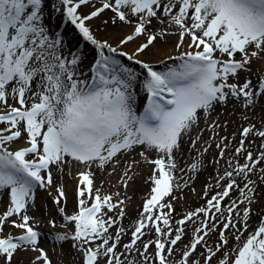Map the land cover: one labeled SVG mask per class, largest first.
Instances as JSON below:
<instances>
[{
  "label": "snow or ice",
  "instance_id": "1",
  "mask_svg": "<svg viewBox=\"0 0 264 264\" xmlns=\"http://www.w3.org/2000/svg\"><path fill=\"white\" fill-rule=\"evenodd\" d=\"M94 21L96 31H128L113 44ZM172 36L171 66L140 59ZM81 41L95 52L87 68ZM237 109L235 131L221 135ZM186 144L195 153L187 168ZM142 164L150 190L129 227L127 189ZM205 164L204 203L185 208V190L195 193L188 173ZM53 169L77 180L73 214ZM97 173H119L123 198L102 195ZM38 189L71 225L51 239L80 264H264V207L254 209L264 189V0H0V264H24L16 258L29 252L28 264H52L29 214Z\"/></svg>",
  "mask_w": 264,
  "mask_h": 264
},
{
  "label": "rangeland",
  "instance_id": "2",
  "mask_svg": "<svg viewBox=\"0 0 264 264\" xmlns=\"http://www.w3.org/2000/svg\"><path fill=\"white\" fill-rule=\"evenodd\" d=\"M93 26H95V24H93ZM94 28V27H93ZM71 29V27L68 28V30ZM64 29L61 28V31H63ZM94 31H96L95 29H93ZM128 29H119V35H123L125 32H127ZM96 36L98 39L101 40H108L110 43L115 44V42H112L110 39L104 38L105 34H102V32H97L96 31ZM174 40L177 39L176 36H173ZM142 42V38L141 40L136 41V43H130L129 45L135 46L136 44H138L139 42ZM158 49V51H155L156 54H153V52H149L148 54H146L145 56H142L140 58H144V57H157L158 53H160V48H156ZM80 50L84 53L85 55V60H84V67L87 68L90 63L92 62L94 56H95V52L94 49L92 48V46L88 45L87 42L81 41L80 42ZM125 51L131 52L129 50H127V47H125L124 49ZM123 62L126 64H129L131 67H133L134 71H136L138 74L141 73V69L138 65L133 64L130 61H127L126 58H122ZM152 62L153 67L158 69V70H163L164 68H159L156 64H154V62L152 60H147ZM172 61L169 60V66L172 65ZM133 64V65H132ZM253 67H255V65H253ZM244 78V74L241 73V80H243ZM144 93L143 91H141L140 96H141V103H143V97H144ZM228 108L231 109L232 108V104L230 103L228 105ZM142 110V109H141ZM257 112L259 113V110H257ZM233 123L229 124L226 132H222L221 135L224 134H231L235 131L236 127H237V123L239 122V109H237L236 113L231 117ZM253 122H255L257 124V127L260 126V122H259V115H256L253 117ZM205 137L208 136V133L205 132L204 133ZM239 136H236V141L238 142L239 140ZM19 142H24L23 140H20ZM211 142V141H210ZM256 143L258 144L259 141H256ZM187 148V144L185 145ZM199 147V145H198ZM213 149H214V145H213ZM188 154L186 156L183 157V159L180 161L181 166L184 167H188L190 162L193 160V156L195 155L194 152L190 151L188 149ZM206 156H208L209 158L211 157V153H207L205 154ZM244 161L241 160L240 163H243ZM221 164H223V161H221ZM142 172L143 175L138 178L135 182V184H132L128 189H127V195L132 197V200L130 202H128V207L126 208V211L128 213L127 217L123 220V224L125 226H131V224L134 222L136 216H137V209L142 207V203H143V199L145 198L146 194L148 193V191L150 190V185L144 183V180L147 178V176L150 174L151 172V166L146 165V164H142ZM217 167L219 168V165H217ZM213 172V169L211 168L210 165L205 164L202 166V171L199 174V176H197L195 173H188L190 175H192L193 179L190 181L191 186L195 189V193L193 192H189L187 189L185 190L186 193V197H187V203L184 205L185 208H195L198 205H202L204 203V201L202 199L199 198V194L202 192V190L204 189L206 183H212V179H211V174ZM53 173L57 176H61L63 177L62 181L63 185L65 188H67V185H69L70 183H72L73 178L69 175L66 174H57L55 172V170L53 169ZM118 174V176H116ZM116 182H114L115 179ZM113 179V180H112ZM140 179V180H139ZM185 179H187V175H185ZM101 182H103V186L101 188V191H104L103 194H113V196L115 197V193L116 192H120L121 193V197L123 198L124 196V190H122L120 187H118L117 185L120 182V174L119 173H113L111 176H104L101 175L100 173H97L96 178H95V183H96V187H101ZM42 190V189H38L37 191ZM211 195V193L209 194ZM237 195V193H232V196L235 197ZM49 204H52L48 207V210H53L54 211V206L52 201H48ZM264 207V189L261 190L260 194H259V202L258 204H256L254 206V209L257 208H261ZM72 212H68L73 214L76 210H77V205L76 206H72L71 207ZM181 211V208L178 206L177 207V212ZM57 212L53 213L56 214ZM111 215V213H110ZM260 214L257 213L255 215L252 216L251 220H250V226L248 228L247 232H244L243 236L241 237V240H243L244 237H246L250 232L254 231L256 229V227L258 226L259 220H260ZM51 227V226H50ZM71 228V225L69 226V229ZM69 229H65L61 230L60 232H65L68 231ZM37 230L41 232V235H44L45 238H41L40 240V246L42 248H44L47 252L48 255L51 259L52 264H80V257L79 255L76 253V250L74 248L70 249L69 245L67 243L64 244V246L61 248L57 245V242H55L54 240L51 239L50 234L55 233L56 231L53 230V228H47L45 227V229H42V226L37 227ZM129 239L128 236L124 237V241H127ZM216 239L215 235H212L209 243H211L212 241H214ZM236 243L235 240L230 241L229 247L231 248L234 244Z\"/></svg>",
  "mask_w": 264,
  "mask_h": 264
},
{
  "label": "bare ground",
  "instance_id": "3",
  "mask_svg": "<svg viewBox=\"0 0 264 264\" xmlns=\"http://www.w3.org/2000/svg\"><path fill=\"white\" fill-rule=\"evenodd\" d=\"M93 24H95V26L92 25L94 27L93 29L96 30V26L99 24V21H94ZM118 30L119 29H109L107 32H104V31H97V32L98 33L102 32V34H105L104 38L110 39L112 42H115L117 37L120 36ZM68 31L71 32V29H69ZM176 40L177 39L174 40V38L172 36V37L168 38L167 44H164L162 42H158L156 45V48H160V53H158L157 57L148 56L147 58L144 57V58H140V59L152 60L154 62V64H156L159 68H164V64H169V60H167V55H169V54L175 55L176 54L174 51V44H175ZM126 47H127V50L132 51L136 47V45L132 46V47L130 45H128ZM161 60L164 61L163 64L160 63ZM21 146H24V142L18 141L17 143L10 145V147H12V148H17V147H21ZM188 152H189L188 148L185 146V155L184 156H186L188 154ZM136 159H140V157H136ZM141 170H142V167H141ZM116 176H118V174ZM54 179L56 181V184H62L63 183L62 181H64L63 177L57 176L55 174H54ZM73 180L74 181H72V183L67 185V188H65V191L67 194V204H66V213L67 214H71V213H68V212H72L71 207L77 205L76 197L74 195L77 180H75V179H73ZM116 180H118V179L116 178L114 180V182H116ZM95 185H96V183H95ZM103 193H104V191H101L102 195H103ZM6 199H7L6 197H0V201H6ZM49 200L51 201V197H49L47 191H45L44 189L37 191L36 192V201H35V210L30 211L29 214L34 216L36 218V220L39 221V224L37 225V227L42 226V229L43 228L45 229V227L51 228L49 225V217L55 218V220L57 222V227L53 230H55L56 232H60L61 230H64V227L61 226L63 224L62 216L58 213V211L56 210L55 207H54L55 208L54 211L48 210V207L50 205H52V204L48 203ZM4 211H5V207L3 206V203H0V214H2ZM55 212H57V213L53 214ZM11 219H16V217H12ZM5 232L6 233L12 232L13 234H18V230H15V229L11 228L10 226L5 228ZM41 238H45V236L41 235ZM34 255H35V253H31V252L22 253L16 259L19 260V259L23 258L24 264H28V260L31 257H33Z\"/></svg>",
  "mask_w": 264,
  "mask_h": 264
}]
</instances>
